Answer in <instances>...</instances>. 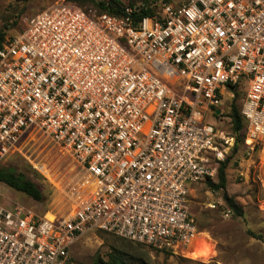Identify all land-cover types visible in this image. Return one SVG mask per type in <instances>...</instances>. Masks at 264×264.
<instances>
[{
  "label": "built area",
  "instance_id": "2783aa9c",
  "mask_svg": "<svg viewBox=\"0 0 264 264\" xmlns=\"http://www.w3.org/2000/svg\"><path fill=\"white\" fill-rule=\"evenodd\" d=\"M113 1L119 15L51 5L0 44V160L36 130L92 188L53 219L0 194V264H72L91 232L155 250L205 244L190 196L233 150L222 106L243 83L244 141L264 164V0Z\"/></svg>",
  "mask_w": 264,
  "mask_h": 264
},
{
  "label": "rangeland",
  "instance_id": "374dc122",
  "mask_svg": "<svg viewBox=\"0 0 264 264\" xmlns=\"http://www.w3.org/2000/svg\"><path fill=\"white\" fill-rule=\"evenodd\" d=\"M68 2L81 9L91 2L77 0H0V32L4 39L21 30L23 19L51 5ZM246 83L225 94L222 108L227 113L232 99L237 107L243 101ZM220 123V121H218ZM225 129L227 124L221 123ZM31 132V131H30ZM0 160V166L23 173L42 191V199L33 200L0 182L1 201L10 206L20 204L36 214L65 217L92 191L80 186L86 173L65 150L41 132L33 130ZM245 138V136H244ZM263 146L249 148L244 140L227 158L224 191L208 194L209 186L197 185L190 196L194 215L205 244L197 242L187 250H155L111 234L91 232L81 236L70 248L72 264H93L97 255L106 257L112 247L121 248L146 264H264V164ZM223 192L240 206L228 217L222 206L211 208L210 202L223 200ZM219 206V205H218Z\"/></svg>",
  "mask_w": 264,
  "mask_h": 264
},
{
  "label": "trees",
  "instance_id": "16d2710c",
  "mask_svg": "<svg viewBox=\"0 0 264 264\" xmlns=\"http://www.w3.org/2000/svg\"><path fill=\"white\" fill-rule=\"evenodd\" d=\"M82 2H91L92 7H95L98 12H106L110 15H119L120 10L115 9L117 5L115 1L109 0L104 3L102 0H77ZM106 4V6L104 5ZM4 40L3 33L0 32V44ZM233 99V98H232ZM230 101L228 111L225 113L229 118V129L234 136V146L232 152L237 149L238 143L244 140L246 121L240 114V107L238 108L234 100ZM231 152V153H232ZM228 163V158L220 162L218 168V176L216 182L207 181V185L215 190H223L226 184L225 168ZM0 182L4 183L9 188L21 192L33 200L39 201L42 199V191L38 185L27 178L23 173L16 172L11 168L0 166ZM223 200L225 205L234 213L240 214L241 208L234 201V199L223 192ZM93 264H146L141 258L135 257L127 251L112 247L107 253L106 257L96 256Z\"/></svg>",
  "mask_w": 264,
  "mask_h": 264
},
{
  "label": "bare ground",
  "instance_id": "6f19581e",
  "mask_svg": "<svg viewBox=\"0 0 264 264\" xmlns=\"http://www.w3.org/2000/svg\"><path fill=\"white\" fill-rule=\"evenodd\" d=\"M75 209V208H74ZM73 209V210H74ZM73 211H71L69 214H67L66 216H68V215H70L71 213H72ZM65 216V217H66ZM45 217H47V218H49V219H53V218H55L52 214H49V213H47L46 215H45Z\"/></svg>",
  "mask_w": 264,
  "mask_h": 264
},
{
  "label": "water",
  "instance_id": "95a60500",
  "mask_svg": "<svg viewBox=\"0 0 264 264\" xmlns=\"http://www.w3.org/2000/svg\"><path fill=\"white\" fill-rule=\"evenodd\" d=\"M214 111H215V113H217V114L219 113V109H215Z\"/></svg>",
  "mask_w": 264,
  "mask_h": 264
}]
</instances>
